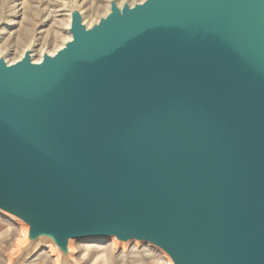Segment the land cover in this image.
<instances>
[{"label":"water","instance_id":"obj_1","mask_svg":"<svg viewBox=\"0 0 264 264\" xmlns=\"http://www.w3.org/2000/svg\"><path fill=\"white\" fill-rule=\"evenodd\" d=\"M69 33L0 59V210L63 255L115 236L264 264V0H112Z\"/></svg>","mask_w":264,"mask_h":264},{"label":"rangeland","instance_id":"obj_2","mask_svg":"<svg viewBox=\"0 0 264 264\" xmlns=\"http://www.w3.org/2000/svg\"><path fill=\"white\" fill-rule=\"evenodd\" d=\"M144 0H115L118 7ZM112 0H0V59L19 60L27 49L33 62L53 54L71 36V15L80 12L90 28L110 9ZM48 236L30 237L20 217L0 210V264H174L162 248L115 236L69 239L64 255Z\"/></svg>","mask_w":264,"mask_h":264},{"label":"bare ground","instance_id":"obj_3","mask_svg":"<svg viewBox=\"0 0 264 264\" xmlns=\"http://www.w3.org/2000/svg\"><path fill=\"white\" fill-rule=\"evenodd\" d=\"M70 39H71V38H70ZM24 53H25V54H28L27 49H26V50L24 49ZM42 237H43V236H42ZM49 240H50V239H49ZM53 242H54V246H55L56 248H58V249L61 248V247H60V246H61L60 244L55 243V241H53ZM53 242H52V243H53Z\"/></svg>","mask_w":264,"mask_h":264}]
</instances>
